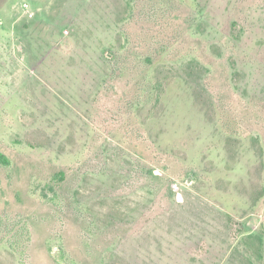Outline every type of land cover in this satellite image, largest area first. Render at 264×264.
Instances as JSON below:
<instances>
[{
	"label": "rangeland",
	"instance_id": "1",
	"mask_svg": "<svg viewBox=\"0 0 264 264\" xmlns=\"http://www.w3.org/2000/svg\"><path fill=\"white\" fill-rule=\"evenodd\" d=\"M0 264H264V0H0Z\"/></svg>",
	"mask_w": 264,
	"mask_h": 264
},
{
	"label": "trees",
	"instance_id": "2",
	"mask_svg": "<svg viewBox=\"0 0 264 264\" xmlns=\"http://www.w3.org/2000/svg\"><path fill=\"white\" fill-rule=\"evenodd\" d=\"M0 161L5 164V165H9L10 161L6 158V156H4L3 154L0 153Z\"/></svg>",
	"mask_w": 264,
	"mask_h": 264
}]
</instances>
